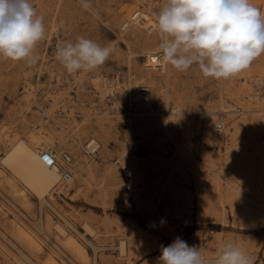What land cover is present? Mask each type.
<instances>
[{"label": "rangeland", "instance_id": "rangeland-1", "mask_svg": "<svg viewBox=\"0 0 264 264\" xmlns=\"http://www.w3.org/2000/svg\"><path fill=\"white\" fill-rule=\"evenodd\" d=\"M91 2L84 10L80 0H32L46 25L35 63L0 58V156L7 135L40 127L39 142L73 154L77 169L41 203L1 167L0 264H47V252L59 264H158L176 237L209 258L238 241L264 264V92L255 80L264 55L227 80L204 78L195 64L176 71L147 59L159 54L164 0ZM253 3L264 11V0ZM81 36L114 51L70 74L56 50ZM90 137L94 152L84 148ZM15 217L41 236L43 252L15 232ZM48 220L69 224L85 251L57 239Z\"/></svg>", "mask_w": 264, "mask_h": 264}, {"label": "clouds", "instance_id": "clouds-1", "mask_svg": "<svg viewBox=\"0 0 264 264\" xmlns=\"http://www.w3.org/2000/svg\"><path fill=\"white\" fill-rule=\"evenodd\" d=\"M84 10L91 0H80ZM159 58L176 71L197 65L204 78L230 79L264 55V11L253 0H164L156 15ZM46 36L44 17L32 0H0V58L35 63L36 46ZM109 44L79 37L56 50V59L70 74L90 72L113 53ZM158 264H254L238 241L222 243L209 258L196 245L176 237L161 246Z\"/></svg>", "mask_w": 264, "mask_h": 264}, {"label": "bare ground", "instance_id": "bare-ground-1", "mask_svg": "<svg viewBox=\"0 0 264 264\" xmlns=\"http://www.w3.org/2000/svg\"><path fill=\"white\" fill-rule=\"evenodd\" d=\"M137 14L138 12L134 13L131 17L135 18ZM158 57H159V54L155 51L147 53V59L150 60L151 62L157 61ZM255 80L258 83L261 81V85L263 86L264 77H262V80L261 78L256 77ZM104 91L108 92L109 89L105 88ZM262 92H264V88ZM111 94L113 95L112 92ZM259 94L261 93L259 92ZM256 97H258V95ZM261 97L264 102V95ZM259 101L261 102V100ZM263 102L261 104H263ZM257 110L264 111V106L261 108L259 107ZM39 128L37 129L38 131L36 132L32 131L29 134V136L25 135V136H16V137L9 138V136L7 135L8 138L7 140L5 139L4 141L6 144V148L4 149L3 155L0 156V180L1 179L6 180V178L9 177L2 170L1 167L7 168L9 174L17 178L18 180H20L32 193H34L38 197L39 199L38 201L42 203L47 198L46 196L51 194V190L54 189L57 185L61 184V179L65 182L72 181L77 175V172H76L77 169L72 168L75 166L74 164L76 162L75 161L76 157L73 156V154L71 156V154H68L64 152L63 150V151H60V155H59V153L56 152V150L54 151V149L51 146L49 147L50 143L48 141H46V143L44 144L39 142V139L37 138V136L42 134L40 133ZM36 138L38 140H35ZM84 148H85V151L88 150V151L94 152L98 148V141L96 140V138L90 137L87 139V143L85 144ZM47 150H51L55 155V159L52 161V163H48L43 157L44 153ZM15 188H17L18 190L19 187L15 186ZM58 214L63 218V220H65V222H67L65 216L61 212H59ZM11 224L14 227L15 232L19 234L20 236H22L29 243L30 246L35 248L37 251L43 250V243L45 242L42 241L41 236H39V234L36 233L34 229H32L29 226V224L21 220L19 217H15V219L12 220ZM48 224L50 226H53V228L55 229V232L57 234V235L55 234L56 235L55 237L57 239L67 240L68 242H71L73 245H75L76 248L78 247L79 249H81L82 252L85 251L83 247L84 245L80 244V242L77 240L78 238H76L77 236L75 237V235H73L74 233L72 234L70 231H68L65 228L64 224H67V223L63 224L62 222L58 220H48ZM83 228L85 230L92 231L91 226L87 222H84ZM47 239H49V237ZM66 242L64 244H66ZM62 243L63 242L61 241L60 244ZM120 251L121 252L125 251V241L123 239H120ZM56 255L60 256L58 255V253ZM55 256L52 252H49V253L47 252L45 256L46 263L47 264H59L56 260L57 256L56 257ZM28 259L30 262L31 261L30 257H28Z\"/></svg>", "mask_w": 264, "mask_h": 264}, {"label": "built area", "instance_id": "built-area-1", "mask_svg": "<svg viewBox=\"0 0 264 264\" xmlns=\"http://www.w3.org/2000/svg\"><path fill=\"white\" fill-rule=\"evenodd\" d=\"M262 88H264V84H263ZM43 157L45 158V160L48 163H52V161L55 159V155H54V153L51 150H47L44 153Z\"/></svg>", "mask_w": 264, "mask_h": 264}]
</instances>
